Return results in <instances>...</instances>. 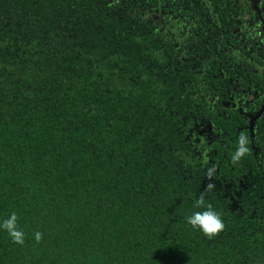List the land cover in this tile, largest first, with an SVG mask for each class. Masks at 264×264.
Segmentation results:
<instances>
[{
    "label": "trees",
    "instance_id": "trees-1",
    "mask_svg": "<svg viewBox=\"0 0 264 264\" xmlns=\"http://www.w3.org/2000/svg\"><path fill=\"white\" fill-rule=\"evenodd\" d=\"M13 212L0 264H264V0H0Z\"/></svg>",
    "mask_w": 264,
    "mask_h": 264
},
{
    "label": "clouds",
    "instance_id": "clouds-1",
    "mask_svg": "<svg viewBox=\"0 0 264 264\" xmlns=\"http://www.w3.org/2000/svg\"><path fill=\"white\" fill-rule=\"evenodd\" d=\"M247 138L242 134L238 138V148L235 154L232 157V162L235 164L238 162L242 156H244L247 152L246 148ZM215 168L208 169V176L211 178V175L214 173ZM207 187L210 189L214 187V185L209 184ZM195 208L204 209L202 211H195L191 215L186 218V222L189 226L194 229H198L202 234L208 238H212L218 235L221 231H223L225 225L223 220L221 219L218 212L213 210L211 203H206L205 198L201 195L193 205ZM17 215L13 212L7 219H5L2 224H0V228H3L11 240L15 244L23 245L25 240V233L17 227ZM43 238V233L37 231L35 233L36 242H40Z\"/></svg>",
    "mask_w": 264,
    "mask_h": 264
}]
</instances>
